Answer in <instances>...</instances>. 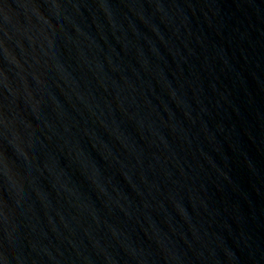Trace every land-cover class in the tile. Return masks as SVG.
Listing matches in <instances>:
<instances>
[{
  "label": "water",
  "instance_id": "95a60500",
  "mask_svg": "<svg viewBox=\"0 0 264 264\" xmlns=\"http://www.w3.org/2000/svg\"><path fill=\"white\" fill-rule=\"evenodd\" d=\"M0 264H264V0H0Z\"/></svg>",
  "mask_w": 264,
  "mask_h": 264
}]
</instances>
